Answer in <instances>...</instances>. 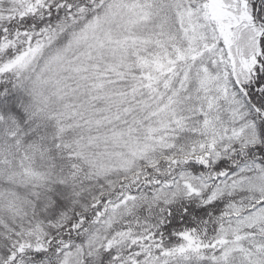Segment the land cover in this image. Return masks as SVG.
Masks as SVG:
<instances>
[{
    "label": "snow or ice",
    "instance_id": "1",
    "mask_svg": "<svg viewBox=\"0 0 264 264\" xmlns=\"http://www.w3.org/2000/svg\"><path fill=\"white\" fill-rule=\"evenodd\" d=\"M0 264H264V0H0Z\"/></svg>",
    "mask_w": 264,
    "mask_h": 264
}]
</instances>
